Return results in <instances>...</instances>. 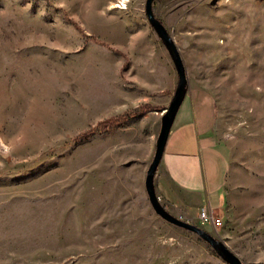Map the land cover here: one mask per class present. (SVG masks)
<instances>
[{
	"label": "rangeland",
	"instance_id": "obj_1",
	"mask_svg": "<svg viewBox=\"0 0 264 264\" xmlns=\"http://www.w3.org/2000/svg\"><path fill=\"white\" fill-rule=\"evenodd\" d=\"M144 4L0 0V264H226L147 199L151 122L131 118H161L177 74ZM153 13L213 95L229 160L222 227L196 226L264 264V0H155ZM158 63L175 74L164 108L137 98L136 74Z\"/></svg>",
	"mask_w": 264,
	"mask_h": 264
},
{
	"label": "crops",
	"instance_id": "obj_2",
	"mask_svg": "<svg viewBox=\"0 0 264 264\" xmlns=\"http://www.w3.org/2000/svg\"><path fill=\"white\" fill-rule=\"evenodd\" d=\"M160 56L166 65L165 57ZM136 75L141 77L136 78L140 103L166 107L169 95L165 93L175 87V74L169 66L160 67L158 63L140 69ZM132 97L122 98L132 100ZM135 117L151 122V126L142 128L144 152L141 164L144 167L155 150L160 114L150 112L131 119ZM228 174L229 160L217 133L215 99L207 89L188 81L186 95L171 126L155 174L156 194L173 216L200 225L198 212L201 208H210L217 216L220 213ZM208 228L212 229L211 226Z\"/></svg>",
	"mask_w": 264,
	"mask_h": 264
},
{
	"label": "water",
	"instance_id": "obj_3",
	"mask_svg": "<svg viewBox=\"0 0 264 264\" xmlns=\"http://www.w3.org/2000/svg\"><path fill=\"white\" fill-rule=\"evenodd\" d=\"M155 0H145L144 13L149 25L152 27L157 37L162 42L166 49L174 69L177 74V84L170 100V103L166 109L161 113L160 129L156 139L155 150L152 160L146 170L144 178V188L147 195L148 202L153 212L165 222L172 224L176 227L184 229L190 233L195 234L205 243H207L216 255L226 264H243V262L229 250V248L219 239L214 238L204 229L191 224L187 221L181 220L171 213H169L165 207L160 203L159 198L155 191L154 178L157 168L160 164L167 138L169 136L171 126L177 114V111L187 92V74L179 54V51L169 35L163 24L157 19L153 13V2Z\"/></svg>",
	"mask_w": 264,
	"mask_h": 264
},
{
	"label": "trees",
	"instance_id": "obj_4",
	"mask_svg": "<svg viewBox=\"0 0 264 264\" xmlns=\"http://www.w3.org/2000/svg\"><path fill=\"white\" fill-rule=\"evenodd\" d=\"M134 113V112H133ZM133 113H129L127 115H123L121 117H113L100 122H97L96 125L92 128H89L86 132H84L81 136H89L90 134L96 131H105L115 127L117 124L127 121Z\"/></svg>",
	"mask_w": 264,
	"mask_h": 264
},
{
	"label": "built area",
	"instance_id": "obj_5",
	"mask_svg": "<svg viewBox=\"0 0 264 264\" xmlns=\"http://www.w3.org/2000/svg\"><path fill=\"white\" fill-rule=\"evenodd\" d=\"M198 220L201 226H211L217 230L222 227V220L210 208H201L198 212Z\"/></svg>",
	"mask_w": 264,
	"mask_h": 264
},
{
	"label": "bare ground",
	"instance_id": "obj_6",
	"mask_svg": "<svg viewBox=\"0 0 264 264\" xmlns=\"http://www.w3.org/2000/svg\"><path fill=\"white\" fill-rule=\"evenodd\" d=\"M121 4H122V2H121Z\"/></svg>",
	"mask_w": 264,
	"mask_h": 264
}]
</instances>
